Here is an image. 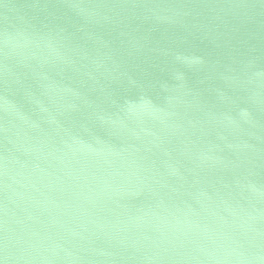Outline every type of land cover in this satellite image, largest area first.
Masks as SVG:
<instances>
[{
    "label": "water",
    "instance_id": "water-1",
    "mask_svg": "<svg viewBox=\"0 0 264 264\" xmlns=\"http://www.w3.org/2000/svg\"><path fill=\"white\" fill-rule=\"evenodd\" d=\"M0 264H264V0H0Z\"/></svg>",
    "mask_w": 264,
    "mask_h": 264
}]
</instances>
